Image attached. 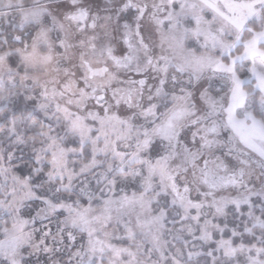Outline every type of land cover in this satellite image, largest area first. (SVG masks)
Here are the masks:
<instances>
[{
  "label": "snow or ice",
  "instance_id": "snow-or-ice-1",
  "mask_svg": "<svg viewBox=\"0 0 264 264\" xmlns=\"http://www.w3.org/2000/svg\"><path fill=\"white\" fill-rule=\"evenodd\" d=\"M0 264H264V0H0Z\"/></svg>",
  "mask_w": 264,
  "mask_h": 264
}]
</instances>
